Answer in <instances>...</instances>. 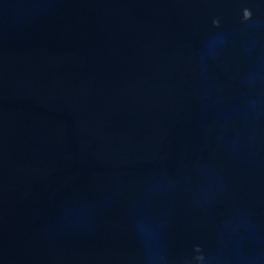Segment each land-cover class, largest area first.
<instances>
[{
    "label": "water",
    "instance_id": "1",
    "mask_svg": "<svg viewBox=\"0 0 264 264\" xmlns=\"http://www.w3.org/2000/svg\"><path fill=\"white\" fill-rule=\"evenodd\" d=\"M0 264H264V0H0Z\"/></svg>",
    "mask_w": 264,
    "mask_h": 264
}]
</instances>
